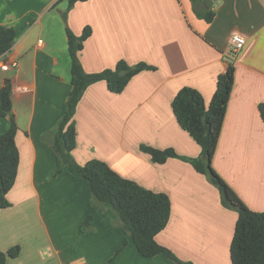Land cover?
Wrapping results in <instances>:
<instances>
[{"label":"crops","instance_id":"1","mask_svg":"<svg viewBox=\"0 0 264 264\" xmlns=\"http://www.w3.org/2000/svg\"><path fill=\"white\" fill-rule=\"evenodd\" d=\"M68 5L0 0V24L17 31L7 52L12 65L0 67V87L11 80L20 154L7 195L11 205L0 208V251L20 247L6 264H174L164 253L142 256L132 238L126 241L110 204H95L86 178L69 168L58 173L49 139L72 89L67 27L80 35L87 25L93 32L80 52L85 71L113 68L121 59L157 69L138 73L121 93L106 81L86 89L75 113V159L103 160L123 177L167 193L171 217L156 239L177 257L232 264L238 211L223 205L219 189L193 164L178 157L154 162L141 145L199 156L202 148L180 126L172 102L192 86L209 105L219 74L233 64L235 83L213 165L252 210L264 211V0H213L210 22L197 15L192 0L77 1L65 21ZM236 31L247 40L232 58ZM10 124L0 115V134Z\"/></svg>","mask_w":264,"mask_h":264},{"label":"trees","instance_id":"2","mask_svg":"<svg viewBox=\"0 0 264 264\" xmlns=\"http://www.w3.org/2000/svg\"><path fill=\"white\" fill-rule=\"evenodd\" d=\"M77 1L86 0H69L67 10L62 13L65 21L68 11ZM192 2L198 16L209 22L213 20L215 11L205 7V0ZM92 32L90 25H87L80 35H76L67 27L72 60V89L65 113L49 139L59 165L58 173L69 168L77 176L86 178L90 182L95 204H110L127 235L126 241L132 238L142 256L153 257L164 253L174 264H194L180 259L156 239L171 217L172 204L167 193L156 192L123 177L103 160L93 158L80 164L73 155L77 144L75 113L86 89L93 83L106 81L110 91L121 93L135 75L144 70L157 69V66L144 61L131 65L121 59L113 68L98 72L85 71L80 52ZM16 37L17 31L14 27L0 24V56L7 54ZM234 83L235 68L230 64L226 71L219 74L209 105L201 92L192 86L182 87L174 97L173 112L180 126L201 146L199 156H184L173 148L159 149L146 144H142L141 149L151 155L154 162L164 163L170 157H178L190 162L198 172L205 174L219 189L223 205L239 213L230 249L232 264H264V211L252 210L213 165ZM12 91L11 80L6 79V83L0 87V115L9 117L11 124L0 134V208L11 205L7 195L15 184L20 159L16 143L18 124L13 111ZM260 111L264 119V105H260ZM91 218V215L88 216L83 223L88 224ZM19 253V246L0 251V264H6L8 257H16Z\"/></svg>","mask_w":264,"mask_h":264},{"label":"built area","instance_id":"3","mask_svg":"<svg viewBox=\"0 0 264 264\" xmlns=\"http://www.w3.org/2000/svg\"><path fill=\"white\" fill-rule=\"evenodd\" d=\"M246 36L241 32H234L231 36V43H230V51L232 53V58L234 54H237L246 44ZM14 64V63H13ZM12 63L9 62L7 58V54H3L0 56V67L7 71L10 69Z\"/></svg>","mask_w":264,"mask_h":264},{"label":"water","instance_id":"4","mask_svg":"<svg viewBox=\"0 0 264 264\" xmlns=\"http://www.w3.org/2000/svg\"><path fill=\"white\" fill-rule=\"evenodd\" d=\"M213 5V0H205V6L210 8Z\"/></svg>","mask_w":264,"mask_h":264}]
</instances>
